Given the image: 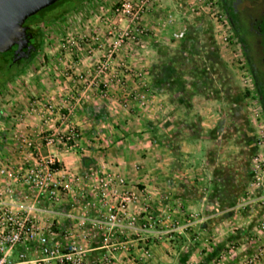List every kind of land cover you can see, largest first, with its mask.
<instances>
[{
	"label": "rangeland",
	"instance_id": "1",
	"mask_svg": "<svg viewBox=\"0 0 264 264\" xmlns=\"http://www.w3.org/2000/svg\"><path fill=\"white\" fill-rule=\"evenodd\" d=\"M64 1V15L27 20L56 15L32 24L37 50L10 79L0 56V146L70 120L78 141L57 146L83 171L69 170L115 173L137 191V234L116 237L127 247L107 262L91 232L92 264H264V109L252 79L255 69L264 86V63L253 50L249 61L221 0H127L133 15L114 12L125 0Z\"/></svg>",
	"mask_w": 264,
	"mask_h": 264
},
{
	"label": "built area",
	"instance_id": "2",
	"mask_svg": "<svg viewBox=\"0 0 264 264\" xmlns=\"http://www.w3.org/2000/svg\"><path fill=\"white\" fill-rule=\"evenodd\" d=\"M136 6L125 0L114 12L133 15L140 11ZM42 108L51 116L56 114L52 104H42ZM44 121L48 123L49 118ZM66 126L65 132L42 126L35 139L22 136L14 146L22 160L0 161V264H92L91 232L96 234L98 248H107L113 255L104 254L103 260L110 262L115 250L127 247L115 238L131 232L136 235L139 230L137 216L129 208L138 194L128 188L123 176L93 172L83 177L62 165L54 153L41 152L39 143L47 148L76 145L79 130L70 120ZM16 185L36 197L32 200L27 192L17 196ZM73 197L83 202L82 213L69 201ZM88 208H97V216L87 215L84 210Z\"/></svg>",
	"mask_w": 264,
	"mask_h": 264
},
{
	"label": "flooded vegetation",
	"instance_id": "3",
	"mask_svg": "<svg viewBox=\"0 0 264 264\" xmlns=\"http://www.w3.org/2000/svg\"><path fill=\"white\" fill-rule=\"evenodd\" d=\"M221 2L222 5L229 8L230 22L243 43L247 56H250L249 61L252 62L251 52L253 50L264 63V0H221ZM27 31L30 32L28 28ZM29 44L36 47L33 37L30 38ZM16 48L17 46L14 45L9 50L11 51V58H13ZM26 50L27 48L23 47V51ZM22 60L23 58H17L15 63H22ZM252 77L259 83V90L261 91L259 99H261L264 97L262 75L252 69Z\"/></svg>",
	"mask_w": 264,
	"mask_h": 264
},
{
	"label": "water",
	"instance_id": "4",
	"mask_svg": "<svg viewBox=\"0 0 264 264\" xmlns=\"http://www.w3.org/2000/svg\"><path fill=\"white\" fill-rule=\"evenodd\" d=\"M56 1L58 0H0V53L16 45L12 60L29 59L35 51V46L29 44L31 34L23 24L28 17ZM23 47L27 50L23 51Z\"/></svg>",
	"mask_w": 264,
	"mask_h": 264
},
{
	"label": "crops",
	"instance_id": "5",
	"mask_svg": "<svg viewBox=\"0 0 264 264\" xmlns=\"http://www.w3.org/2000/svg\"><path fill=\"white\" fill-rule=\"evenodd\" d=\"M57 120V119H55ZM10 151H13L15 154H17L14 158V153L12 155V153ZM41 152L43 154L47 153H54L56 158L60 161V163L62 162L63 165L65 167H67L68 169H72V170H76V171H83V164L80 161V156L76 154L75 151H71V150H65L62 149V147L56 146L53 148H47L43 145H41ZM8 154V156H7ZM0 158L3 159L4 162H13L12 160L15 159V162H19L22 160V154L19 153L18 151H16L14 149V147H5V146H0ZM15 191H16V195L20 196L23 195L24 192H27L28 195L30 196V198L33 200L36 196L34 193L29 192L28 190H26L22 185H16L15 186ZM77 199V197H73L71 198L69 201H74V199ZM44 204V203H43ZM66 207V206H65ZM61 221L63 222V224H65L66 222L64 220L61 219Z\"/></svg>",
	"mask_w": 264,
	"mask_h": 264
},
{
	"label": "trees",
	"instance_id": "6",
	"mask_svg": "<svg viewBox=\"0 0 264 264\" xmlns=\"http://www.w3.org/2000/svg\"><path fill=\"white\" fill-rule=\"evenodd\" d=\"M82 1L83 0H75L74 2L75 3H79V2L81 3ZM64 5H65V1L64 0H58L55 3L51 4L50 6L44 8L42 10L54 11L57 7H59L60 10L58 11V15H57V17H58V16L64 15V13L68 12L69 6L66 7ZM223 7H224L227 15H229V8L227 6H225V5H223ZM32 17H33V15L26 19V21L23 24V27H25L26 31H27V28L30 30V32L29 31H27V32L31 34V37L34 38V42H35L37 34L32 30V27H31L32 24H36L37 21H41V20H50V19L52 20L53 17H56V15L49 16V17H46V18H43V19H40V20H37V21H34V22H27V20H29V18H32ZM9 50L4 52V53H0V56L3 57L1 66L4 69V75H5L4 79L5 80L10 79L13 75H15L19 71V69L22 66L26 65L32 59V57L34 56V54H35V52L37 50V47H35V51L33 52V54H31V57L29 59H27V60H22V63H15V61H13L12 58H11V53H10L11 51H9ZM252 79H253V83H254V86H255L257 92L261 94V91L259 90V83L256 82L255 78L252 77ZM260 103H261L262 108L264 109V97H262L260 99ZM84 166H86V165L84 164Z\"/></svg>",
	"mask_w": 264,
	"mask_h": 264
}]
</instances>
